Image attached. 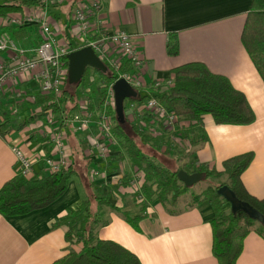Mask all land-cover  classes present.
Wrapping results in <instances>:
<instances>
[{"label": "crops", "instance_id": "0c3cea01", "mask_svg": "<svg viewBox=\"0 0 264 264\" xmlns=\"http://www.w3.org/2000/svg\"><path fill=\"white\" fill-rule=\"evenodd\" d=\"M99 1L100 7L94 14L106 22L108 33L125 30L136 37L147 62L144 75L147 84L174 77L173 70L181 65L201 62L213 73L229 78L246 95L256 114L254 123L216 124L211 115H205L208 140L196 145L185 142L184 149L191 163L207 164L218 171L224 170L227 159L253 152L254 159L242 174V181L249 193L264 198V80L242 42L253 0ZM82 2L61 0L49 5L47 10L28 7L19 15L40 18L47 14L58 38L73 43L79 28L72 16ZM5 20L0 18V28L5 26ZM9 30L28 50L41 41L39 25L35 22ZM172 34L177 35L180 47L175 56L168 53ZM20 82L31 93L37 91L30 75H24ZM8 103V97L1 98L0 116L3 114L4 118L13 108ZM31 124L22 129L12 126L6 134H0V189L18 176L12 147L19 146L32 155L48 139L47 133L43 135L40 127ZM67 130L66 148L74 161L76 150L85 162L92 161L87 156L90 146L86 134H76L69 126ZM44 149L52 150L51 144ZM91 167L86 172L90 173ZM116 167L125 168L128 174L133 171L123 161ZM35 170L38 175H49L42 161ZM87 176L81 171L79 176H72L66 192L45 208L18 216L0 213V264H53L70 251L81 249V244L67 240V225L56 228L52 225L79 209L90 193L100 195L101 188L95 183L89 186L88 182L92 181ZM110 201L121 211L107 206L102 209L107 223L98 227V238L122 244L138 255L142 264H218L212 250L211 219L215 212L208 201L194 202L175 214L169 213L162 203L154 202L139 222L138 230L122 214L127 211L136 215L141 208L136 192L129 186L113 187ZM237 264H264V237L259 232L253 231L245 238Z\"/></svg>", "mask_w": 264, "mask_h": 264}, {"label": "trees", "instance_id": "16d2710c", "mask_svg": "<svg viewBox=\"0 0 264 264\" xmlns=\"http://www.w3.org/2000/svg\"><path fill=\"white\" fill-rule=\"evenodd\" d=\"M77 2L78 0H74V4ZM35 6L45 10L48 7L39 0H1L0 18L21 14L25 8ZM242 42L264 80V0H253L252 9L248 13L243 30ZM179 51L178 37L172 34L168 43V53L175 56L179 54ZM67 64L69 65V62ZM107 66L109 67L107 74L96 69H88L78 85H71L67 79L60 96L54 92L41 95L36 91L39 98L36 108L41 110L22 122L6 115L4 120H0V134H6L12 126L22 129L33 122L42 120L50 113L55 116L56 130L67 128L68 119L76 110L81 109L80 103L83 94L88 92L87 89L92 86L101 89L103 84L111 83L116 78L115 70ZM129 70L131 65L124 66L123 72ZM173 74L174 85L169 89L160 92L152 82L142 89L146 94L142 95L139 90L137 99L126 100V124H119L114 112L116 119L114 131L119 139L118 148L121 151L115 160L128 159L132 170L138 167L144 173V182L136 192L137 198H142L141 208L136 215L127 211L122 212L125 220L137 230L139 222L147 216V210L154 202L162 203L171 214L180 212L181 209H176L175 206L180 198L191 190V187H187L180 181L178 172L181 168L172 170L163 165L155 154L148 155L145 152V147L163 151L170 143L167 139L168 133L162 129V132L156 135L144 133L138 125V120L133 122L129 119L127 111L129 103L143 102L148 97L147 92L157 93L158 98L167 108L188 120L189 123L181 130L185 137H191L190 143L193 145L208 140L204 126L205 115H211L216 124L250 125L256 120V114L246 95L236 89L229 78L213 73L204 63H186L175 68ZM68 106L70 110L66 112ZM74 153L75 163L68 169L43 175L40 178L26 180L16 176L7 181L0 189V213L5 216L24 215L45 208L59 199L66 192L72 176H79L80 171L85 174L86 170L93 166L91 160L85 162L83 156L77 158V150ZM253 159V152L231 157L224 161L223 171L198 162L190 164V173H203L205 179L220 180L224 175L228 177V181L209 187L204 197L202 194L194 197V202L208 201L214 209L215 214L211 219L212 250L218 264H237L243 251L244 240L251 232L257 231L264 237V230L256 227V222L260 221L245 209L233 210L220 193L223 187H229L238 199L264 217V198L260 199L249 193L242 181V174ZM95 165L97 163H94ZM132 177L133 171L123 179L126 186L133 182ZM93 184L88 182L89 186ZM110 197L111 192L100 193V195L92 192L84 198L79 209L73 210L53 223L52 228L67 225L69 228L66 234L67 240L82 245L80 250L70 251L53 264H142L138 255L122 244L113 240L100 239L97 236L98 227L107 223L102 217V209L107 206L121 211V208L110 201Z\"/></svg>", "mask_w": 264, "mask_h": 264}, {"label": "built area", "instance_id": "2783aa9c", "mask_svg": "<svg viewBox=\"0 0 264 264\" xmlns=\"http://www.w3.org/2000/svg\"><path fill=\"white\" fill-rule=\"evenodd\" d=\"M39 1L49 6L61 0ZM99 7V0H83L73 12L72 18L79 28L76 38L80 43L77 45L58 38L47 14L40 18L19 14L7 16L5 26L0 28V106L1 98L5 96L8 97V104L13 107L9 116L18 115L21 107L25 106L27 117H33L41 110L36 108L39 98L37 93H31L21 85L20 78L30 75L37 85V92L41 95L54 92L60 96L68 79V54L81 47H91L106 65L115 70L116 78L111 83L103 84L102 88L96 91L99 97L97 104L82 99L81 109L76 110L67 123L76 134H86L90 146L87 156L92 158L93 164L97 163L90 169V179L101 188V193L105 194L110 193L113 187H127L123 179L128 175L125 168L116 167V164L122 161L127 163L129 161L115 160L121 151L118 148L119 139L114 131L116 126L114 82L124 78L138 92L144 91L142 89L149 84L144 78L147 62L139 49L136 37L125 30L108 33L106 22L94 14V10H98ZM28 22L39 25L41 37L39 45L31 50L22 47L9 30ZM127 65H131V70L123 72L124 66ZM153 82L160 92L174 85L173 77L166 81ZM147 94L148 97L143 102H132L127 106L129 119L133 122L138 120V125L144 133L156 135L165 130L168 134H175L189 123L174 110L167 108L157 93ZM0 119H4L3 114ZM37 123L41 133L43 135L47 133L48 136L44 146L51 144L52 150H46L42 146L31 155L19 146L12 147L16 156L17 175L26 180L42 177L36 174L35 170L40 161L44 163L49 174L68 169L75 163L66 148V140L69 137L67 128L54 129L57 122L51 113L30 126L35 127ZM131 179L133 182L128 186L137 192L144 182L143 171L135 167ZM138 200L141 201L142 198Z\"/></svg>", "mask_w": 264, "mask_h": 264}, {"label": "water", "instance_id": "95a60500", "mask_svg": "<svg viewBox=\"0 0 264 264\" xmlns=\"http://www.w3.org/2000/svg\"><path fill=\"white\" fill-rule=\"evenodd\" d=\"M68 62V79L71 85L80 84L89 68L96 69L104 74L109 72V67L89 46L81 47L70 52L68 54ZM113 88L116 99L117 121L119 124L124 125L126 124L125 102L128 99H137L139 92L124 78L116 80ZM178 177L187 187H192L204 178V174L199 172L190 173L187 170L181 169L178 172ZM220 193L228 201L233 210L241 208L245 209L264 224V217L238 199L229 187H223L220 190Z\"/></svg>", "mask_w": 264, "mask_h": 264}, {"label": "rangeland", "instance_id": "374dc122", "mask_svg": "<svg viewBox=\"0 0 264 264\" xmlns=\"http://www.w3.org/2000/svg\"><path fill=\"white\" fill-rule=\"evenodd\" d=\"M1 1V0H0ZM78 43H80V41L75 38L73 40V44L77 45ZM90 69V68H89ZM98 89L96 88V86H92L89 87L87 89L88 92L83 94V99L89 100L90 103L92 104H97L99 102V97L96 95V91ZM141 94L144 95V91H141ZM144 92V93H143ZM93 95V98H92ZM88 97H91L88 99ZM39 101V99H38ZM38 104V103H37ZM38 107V106H36ZM92 107V106H90ZM70 110V106L67 107L66 112H69ZM16 120L22 122L23 120L25 121V118H27V109L24 107H21V110L19 112L18 115H15L14 117ZM39 123L36 124V126H38ZM191 137H185V135L183 134L182 130H180L179 132L175 133V134H167V139L170 140V143L168 145H166V147L163 149V151H157V149L153 148V147H145V152L149 155H153L155 154L158 158V160L165 165L166 167L172 169V170H176L178 168L187 170L188 172H190V158H189V154L186 152V150L184 149L185 146L184 144H186L185 142H189ZM165 151V152H164ZM82 157L81 153L78 152V157ZM79 165V163H78ZM80 166V165H79ZM87 178L90 180V173L89 172H85ZM222 181H228V177L227 175H224L220 180H215V179H205L203 178L199 183L195 184L194 186L191 187V190L186 193L185 195H183L180 200L179 203L177 204L176 209H183L185 207H187L188 205L194 203V197L197 195H203L202 197H204V193L207 191V189L209 187L212 186H216L217 184H219V182ZM100 194V191H99ZM227 210L229 211V205H226ZM256 227L257 228H261L264 230V226L261 222H256Z\"/></svg>", "mask_w": 264, "mask_h": 264}]
</instances>
